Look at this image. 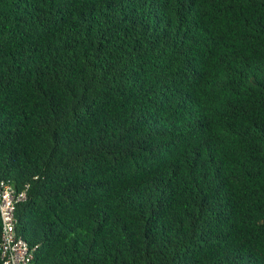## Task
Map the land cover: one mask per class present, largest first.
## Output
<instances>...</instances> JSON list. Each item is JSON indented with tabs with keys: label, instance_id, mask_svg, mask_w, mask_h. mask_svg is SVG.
<instances>
[{
	"label": "trees",
	"instance_id": "16d2710c",
	"mask_svg": "<svg viewBox=\"0 0 264 264\" xmlns=\"http://www.w3.org/2000/svg\"><path fill=\"white\" fill-rule=\"evenodd\" d=\"M0 181L36 264H264V0H0Z\"/></svg>",
	"mask_w": 264,
	"mask_h": 264
},
{
	"label": "built area",
	"instance_id": "2783aa9c",
	"mask_svg": "<svg viewBox=\"0 0 264 264\" xmlns=\"http://www.w3.org/2000/svg\"><path fill=\"white\" fill-rule=\"evenodd\" d=\"M26 197V190L0 181V264H36L38 246L19 236L16 227V205Z\"/></svg>",
	"mask_w": 264,
	"mask_h": 264
}]
</instances>
